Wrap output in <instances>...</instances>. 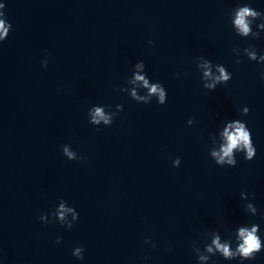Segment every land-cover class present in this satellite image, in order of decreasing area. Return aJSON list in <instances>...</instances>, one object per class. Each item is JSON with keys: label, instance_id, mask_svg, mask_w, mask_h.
<instances>
[{"label": "clouds", "instance_id": "9594fccd", "mask_svg": "<svg viewBox=\"0 0 264 264\" xmlns=\"http://www.w3.org/2000/svg\"><path fill=\"white\" fill-rule=\"evenodd\" d=\"M4 5H0V8H3ZM0 41H4L5 38L9 35L11 24L6 21L5 13L0 12ZM252 17L253 19L261 18L264 19V13L255 10L248 4L240 6L235 11V19L233 21L235 28L241 37H247L252 33V37L256 38L259 36V33H254L250 24L251 20L248 18ZM260 28H264V23L259 25ZM151 44L152 42L149 41ZM250 60H257V55L255 52H248ZM197 59H204V63L199 65V67L205 69L202 77V85L205 89L210 91L215 90L219 84H227L232 79V74L220 64H216V71L219 75H213L212 73V62L205 59L204 57H198ZM260 61H264V55H260ZM45 64L47 61L44 62ZM236 63H240L239 60ZM137 67H144L145 64L143 61ZM205 79L211 80V83L203 82ZM261 79L264 80V71H262ZM136 81H140L143 84V87L148 89V95L146 97H136L135 91H133V97L138 100H143L145 104L151 102V98L155 96L157 103L163 105L167 100V92L163 85L159 82L149 84V80L145 78L144 75L137 74L135 76ZM249 113V108L247 106L243 107V114L247 115ZM103 121L105 125H111L113 120L111 117L104 114L102 108H95L94 114L92 116L91 123L93 125H98L100 121ZM194 121L192 119L188 120V124L192 125ZM224 144L221 145L219 151H211V157L215 163L219 166L228 165L229 167H235L237 160L234 158V150L243 151L246 153L244 158L248 161H251L256 155V148L251 139V132L246 126V122L240 120H234L227 124V127L224 128L223 132ZM64 152L69 156L70 159L73 158V154L68 152L67 148L64 149ZM173 167H179L180 159L177 157L173 160ZM248 209H251L253 213L257 212L256 208H253L251 204L246 206ZM72 208H65L64 202L60 204V209L58 211V216L61 222L65 220V212H71ZM74 219L78 218V213L73 217ZM73 224H69L68 228L70 229ZM259 225L253 224L249 229L248 227H240L238 229V234L235 237L236 247L232 248V240H225L221 242V237L219 234L215 235L211 240L210 244H205L203 251L199 247L193 245V251L198 258L199 262L208 261L210 256L219 254L225 260H233L239 257L241 261L254 259L256 254L264 249V242H262L261 237L259 236ZM57 243L60 242V238H57ZM147 242V241H145ZM153 247L155 245L153 244ZM210 255H205L204 253ZM84 249L82 247H76L75 251L72 253L77 259H83Z\"/></svg>", "mask_w": 264, "mask_h": 264}]
</instances>
